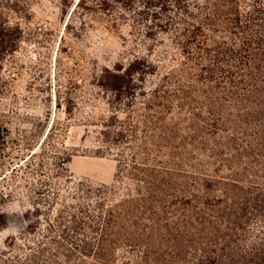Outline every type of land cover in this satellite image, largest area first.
<instances>
[{"label":"trees","instance_id":"16d2710c","mask_svg":"<svg viewBox=\"0 0 264 264\" xmlns=\"http://www.w3.org/2000/svg\"><path fill=\"white\" fill-rule=\"evenodd\" d=\"M86 17L149 55L94 78L116 183L80 184L24 264H264V0H79L67 29Z\"/></svg>","mask_w":264,"mask_h":264},{"label":"rangeland","instance_id":"374dc122","mask_svg":"<svg viewBox=\"0 0 264 264\" xmlns=\"http://www.w3.org/2000/svg\"><path fill=\"white\" fill-rule=\"evenodd\" d=\"M78 2L0 0V29L15 36L0 46V264L52 247L49 223L80 184L116 183L119 163L99 154L88 118L101 113L93 103L106 106L102 95L93 102L94 78L149 53L133 46L127 25L86 17L67 29Z\"/></svg>","mask_w":264,"mask_h":264}]
</instances>
